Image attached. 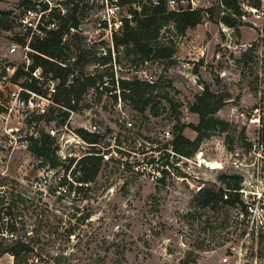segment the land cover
<instances>
[{
    "label": "rangeland",
    "instance_id": "1",
    "mask_svg": "<svg viewBox=\"0 0 264 264\" xmlns=\"http://www.w3.org/2000/svg\"><path fill=\"white\" fill-rule=\"evenodd\" d=\"M18 1L0 0V8H15L19 14ZM214 1L198 0L194 8ZM254 2L240 1L246 17L242 13L234 28L207 20L182 35L172 25L165 27L161 40L176 46L169 63L137 66L122 53L121 63L112 68L90 67L109 79L113 71L115 81L153 78L158 114L140 113L111 95L103 94L100 102L97 94L83 98L81 103L91 107L75 111L73 117L71 113L70 125L77 131L86 122H96L101 135L96 148L108 149L110 159L97 180L82 190L77 187L79 173L60 165L48 179L47 194L19 203V238L30 240L42 228L34 255L23 264H181L189 252L197 256L196 264H264V18L245 9ZM180 3L191 5L188 0ZM84 25L94 29L91 19ZM10 39L9 31H0V56L21 64L20 54L6 56ZM244 42L256 44L254 51ZM208 87L224 98L214 115L229 128L208 130L190 158L175 155L170 144L176 126L199 123V114L189 106ZM59 112L52 125H59ZM183 132L192 139L198 135L187 125ZM75 138L64 164L70 163L71 154L82 156L92 148ZM29 173L35 177L39 170L34 166ZM228 174L243 176L241 199L253 209L242 210L238 204L202 210L200 218L190 216L196 192L203 186L225 187ZM161 177L164 184L158 181ZM64 183L68 191L58 194L56 187ZM87 212L90 217L82 220ZM0 264H14V256L3 254Z\"/></svg>",
    "mask_w": 264,
    "mask_h": 264
},
{
    "label": "trees",
    "instance_id": "2",
    "mask_svg": "<svg viewBox=\"0 0 264 264\" xmlns=\"http://www.w3.org/2000/svg\"><path fill=\"white\" fill-rule=\"evenodd\" d=\"M67 1L72 3L67 14L54 13V16L59 18L58 29L47 30L44 36L32 38L30 45L36 52L32 53L33 62L29 70H26L21 65L17 67L11 79L14 83L21 84L31 90L43 92L44 90L40 86L39 81L32 77L31 74L35 67L40 66L44 74L60 80L58 91L54 98L56 103L79 111L91 107L89 102L81 103L84 95L91 88L96 87L98 81L105 75L103 73L90 74L86 70V66L99 62L101 65L112 68L114 64L111 54L99 56L96 45L89 47L84 36L78 31H71V27L78 29L84 25L88 15L87 7L89 4L82 3L80 0ZM121 1L129 4L137 3L140 6V10L135 9L131 5L132 20H126L122 31L115 33L113 36L115 48L118 51L116 63L118 61V63H121V54L124 53L125 57L130 58L131 63L137 66L149 62L169 63V61H173V57L176 54L174 42L172 40L167 42L161 40L162 31L168 25H172L177 33L182 35L187 30L195 28L207 20L216 24L223 22L234 28L238 24L237 19L243 13L240 5L241 0H215L206 8H193L191 5L184 6L180 3V0H178V6L174 8L169 5V0H160L157 5H149L144 3L143 0ZM259 2V0H255L254 3L259 5ZM16 5L19 8L27 6L28 0H19ZM16 15L15 8H0V31L13 29L11 21ZM66 34H68V37L64 40ZM14 39L20 43H26L25 35H17ZM72 56L76 57L75 61H68ZM62 63H66V65ZM74 69H78V74L73 82H69V75ZM111 75L112 83L115 84L113 71ZM119 83L122 97L133 110L140 113L150 110L152 113L158 114L159 107L153 103V94L158 86L157 82L150 83L136 76L129 79L121 78ZM97 95V101L100 102L103 98V93L98 92ZM112 97L117 99V94ZM223 103L224 98L216 95L209 87L196 97V100L190 104L189 109L191 112L199 114L200 121L197 124L189 123L186 125L197 131V138L192 139L184 134L183 127L186 126L185 124L176 126L170 144L172 150L176 153L175 155L180 154L191 157L199 149L201 141L209 135L207 133L208 130H228L229 123L214 115ZM173 106L176 108V103ZM58 109L60 110L61 107ZM54 110L52 109V112ZM68 115L69 111L63 110L61 113L62 118L58 122H65ZM48 120L56 119L50 116ZM77 131L82 138L89 142L99 143L101 141L100 133L90 132L84 128H78ZM262 138L264 140V127ZM54 142L51 135L44 130L40 132L39 137L32 138L31 150L34 156L41 161V166L57 167L62 164L66 165V170L72 167L71 172L74 171V174L79 173L76 176L80 183L77 186L79 190L85 189L97 180L107 161L103 159L102 155L98 154L99 151H97L95 146L91 149V152L83 154L79 159L71 157L70 163L64 164L55 153ZM158 181L164 184L165 177H161ZM243 181L244 178L241 175L228 174L223 180L225 187H220L218 190L205 186L201 187L194 195V204L192 203L194 208L188 214L194 218H200L202 210L212 209L213 211H219L224 207H236L238 204H242L243 209H245L246 206L241 199V192L239 191L242 188ZM24 201L25 198L19 196L14 203L17 215H21L19 203ZM155 201H158L156 195L154 196ZM89 217V212L84 213L82 220H86ZM226 221L223 220L222 223L225 224ZM20 222L23 223L22 220ZM37 229L38 233L29 237L30 240L18 238L8 242V240L0 238V256L10 253L14 256V264H23L28 261L35 253L34 244L41 241L39 233L42 228L39 226ZM68 232V235L72 234L71 231ZM243 232H246V230ZM196 262L197 256H195L194 252H189L181 260V264H196Z\"/></svg>",
    "mask_w": 264,
    "mask_h": 264
},
{
    "label": "built area",
    "instance_id": "3",
    "mask_svg": "<svg viewBox=\"0 0 264 264\" xmlns=\"http://www.w3.org/2000/svg\"><path fill=\"white\" fill-rule=\"evenodd\" d=\"M82 3H88V12L93 13L85 20L91 19L94 23V29L88 28L86 25L80 26L78 29L71 27V31H78L87 41L89 47L96 45L97 54L110 55L113 58V64L116 66V57L118 51L115 48L113 36L115 33H120L123 29L126 20H132L133 14L130 11V6L138 8L137 3H123L121 0H80ZM194 8L198 4V0H188ZM259 5H249L245 8L253 13L257 18H264V0H260ZM149 5H157L160 0H143ZM176 0H169V5L174 6ZM72 3L67 0H28L27 6H22L21 12L12 19L13 29L9 31L11 42L7 47L6 56L20 54L22 56L21 64H13L4 56H0V238L13 241L19 238L21 231L20 216H17L15 210V202L19 196L25 198L26 201L35 196L47 194L46 185L52 174L58 170L57 167H43L41 161L37 159L32 150V138L39 137L43 130L48 132L54 139L55 153L58 155L62 163L68 159L67 155L71 153L69 148L75 145V136H80L77 131L70 125L69 117H73L75 110L61 106L56 103L55 95L58 91L59 79L51 75L44 74L42 67H35L31 74L32 77L39 81L43 92H36L21 84L14 83L11 79L17 67L23 66L29 70L33 62L32 53L36 50L32 48L30 42L33 37H42L47 30L58 29L59 18L54 16V13L65 15L70 11ZM246 17V13L241 15ZM14 30V31H13ZM101 32V33H99ZM17 35H25L26 43H20L14 39ZM98 35V38H97ZM94 36V37H93ZM68 34L64 36L66 40ZM97 38L95 40L92 39ZM105 39V41H104ZM242 45L249 47L254 51L256 44L244 42ZM248 49V48H247ZM76 57L72 56L68 61H75ZM67 61V62H68ZM66 65V63H62ZM260 64L264 65V49L262 50ZM98 68L101 65L99 62L86 66V70L90 74L96 72L90 70V67ZM78 74V69H74L69 75V82H73ZM141 79V78H140ZM150 83H154L153 78L145 79ZM264 85V83H263ZM98 92L104 95L117 94L116 101H125L121 94L119 79L112 83V78L109 79L104 75L97 83L96 87L91 88L85 95V98H92ZM61 109L59 110L58 108ZM52 109H55L52 112ZM63 110L69 111V115L65 122L59 125H52L50 116L60 117V112ZM62 117V116H61ZM129 122V125H132ZM83 128L96 132L98 124L96 122L84 123ZM173 138V137H172ZM91 147H97L99 143H92L84 138ZM158 147L157 143L155 144ZM91 148V149H92ZM264 148V143L262 145ZM98 154L103 156L107 161L110 159V151H100ZM173 151V150H172ZM91 152V150H90ZM174 152V151H173ZM174 154H176L174 152ZM73 155V154H71ZM79 159L81 156H71ZM180 155V154H178ZM182 157L190 158L184 155ZM69 158V160H70ZM62 165V164H61ZM37 167L39 174L33 177L29 172ZM66 184H59L56 187L58 194L67 192ZM240 191V190H239ZM241 192V191H240ZM264 201V199H263ZM251 210L252 206H247ZM244 207H242L243 210Z\"/></svg>",
    "mask_w": 264,
    "mask_h": 264
},
{
    "label": "crops",
    "instance_id": "4",
    "mask_svg": "<svg viewBox=\"0 0 264 264\" xmlns=\"http://www.w3.org/2000/svg\"><path fill=\"white\" fill-rule=\"evenodd\" d=\"M133 6V5H132ZM131 7V6H130ZM135 8V7H134ZM136 9V8H135ZM138 9V8H137Z\"/></svg>",
    "mask_w": 264,
    "mask_h": 264
}]
</instances>
